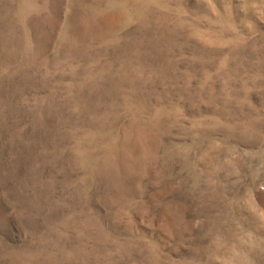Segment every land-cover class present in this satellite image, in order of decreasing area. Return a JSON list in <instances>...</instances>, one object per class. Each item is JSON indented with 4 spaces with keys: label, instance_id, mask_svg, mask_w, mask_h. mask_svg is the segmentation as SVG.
Instances as JSON below:
<instances>
[{
    "label": "rangeland",
    "instance_id": "374dc122",
    "mask_svg": "<svg viewBox=\"0 0 264 264\" xmlns=\"http://www.w3.org/2000/svg\"><path fill=\"white\" fill-rule=\"evenodd\" d=\"M0 264H264V0H0Z\"/></svg>",
    "mask_w": 264,
    "mask_h": 264
}]
</instances>
